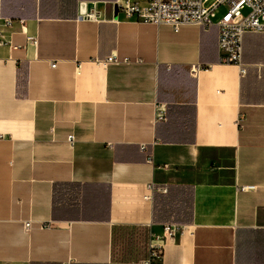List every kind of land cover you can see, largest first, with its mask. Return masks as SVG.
Returning <instances> with one entry per match:
<instances>
[{"label":"crops","instance_id":"crops-1","mask_svg":"<svg viewBox=\"0 0 264 264\" xmlns=\"http://www.w3.org/2000/svg\"><path fill=\"white\" fill-rule=\"evenodd\" d=\"M112 2L0 0V264H264V32L240 75Z\"/></svg>","mask_w":264,"mask_h":264},{"label":"built area","instance_id":"built-area-1","mask_svg":"<svg viewBox=\"0 0 264 264\" xmlns=\"http://www.w3.org/2000/svg\"><path fill=\"white\" fill-rule=\"evenodd\" d=\"M112 5L119 11L135 21L151 22L154 24H167L173 31L185 24H194L208 30L213 24L218 28L217 45L219 61L224 64H234L238 67L239 74L246 72L245 65L241 62L242 38L246 32H264V0H113ZM223 6L224 12L213 23V17L218 7ZM246 12L243 13V10ZM85 17L94 19L96 12L85 10ZM82 17V16H81ZM11 20H5L9 25ZM108 62H117L115 57H109ZM54 66V64H51ZM203 69L198 64H192L189 72L192 76ZM166 107L164 104H155L153 121L165 120ZM73 135L67 136V141L72 144ZM141 150L145 145L140 146ZM147 159L152 160L151 154ZM242 190L248 186H241ZM161 191H165L161 188ZM25 230L29 229L30 222H24ZM182 226L173 223H164L161 226L162 238H170L181 231ZM151 257L159 254L161 246L157 243L150 244Z\"/></svg>","mask_w":264,"mask_h":264},{"label":"rangeland","instance_id":"rangeland-1","mask_svg":"<svg viewBox=\"0 0 264 264\" xmlns=\"http://www.w3.org/2000/svg\"><path fill=\"white\" fill-rule=\"evenodd\" d=\"M245 12H246V9L243 10V13H245ZM117 250H118V251H117V254H118V255H125V253H124L122 247L118 248Z\"/></svg>","mask_w":264,"mask_h":264}]
</instances>
